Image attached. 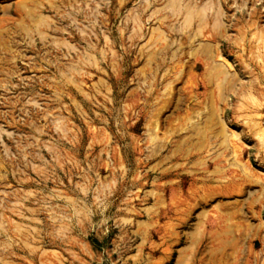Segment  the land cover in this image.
I'll return each mask as SVG.
<instances>
[{
	"label": "rangeland",
	"instance_id": "1",
	"mask_svg": "<svg viewBox=\"0 0 264 264\" xmlns=\"http://www.w3.org/2000/svg\"><path fill=\"white\" fill-rule=\"evenodd\" d=\"M0 264H264V0H0Z\"/></svg>",
	"mask_w": 264,
	"mask_h": 264
},
{
	"label": "bare ground",
	"instance_id": "2",
	"mask_svg": "<svg viewBox=\"0 0 264 264\" xmlns=\"http://www.w3.org/2000/svg\"><path fill=\"white\" fill-rule=\"evenodd\" d=\"M174 1H175V0H174ZM209 1H210V0H209ZM216 1H217V0H216ZM259 1H260V0H259ZM186 2H187V1H186ZM186 2H185V3H186ZM188 2H189V1H188ZM192 2H193V1H192ZM171 3H173V2H171ZM185 3H184V4H185ZM195 3H196V2H195ZM217 4H218V3H217ZM171 5H172V4H171ZM174 5H175V3H174ZM178 5H179V3H178ZM200 5H201V4H200ZM209 5H210V3H209ZM215 5H216V4H215ZM221 5H222V4H221ZM175 6H176V5H175ZM185 6H188V5H185ZM190 6H191V5H190ZM198 6H199V5H198ZM216 6H217V5H216ZM171 7H172V6H171ZM177 7H178V6H177ZM177 7H176V10H177ZM180 7H181V6H180ZM209 7H212V6H209ZM217 7H218V6H217ZM183 8H184V7H183ZM200 8H201V7H200ZM189 9H190V7H189L187 10H189ZM182 10H183V9H182ZM184 10H185V9H184ZM189 11H190V10H189ZM193 11H194V10H193ZM217 11H218V10H217ZM217 11H216V12H217ZM203 12H204V10H203ZM203 12H202V15H203ZM218 12H219V11H218ZM173 13H175V10H174ZM176 13H177V12H176ZM182 13H183V11H182ZM187 13H188V12H187ZM187 13H186V14H187ZM256 13H257V12H256ZM177 14H178V13H177ZM177 14H176V16H177ZM191 14H192V11H191ZM193 14H194V13H193ZM196 14H197V13H196ZM208 14H209V13H208ZM217 15H218V13H217ZM221 15H222V14H221ZM184 16H188V14H187V15H184ZM207 16H208V15H207ZM212 16H213V17L215 16V12H214V15H212ZM218 16H219V15H218ZM193 17H194V16H193ZM201 17H202V16H200V18H201ZM184 19H185V18H184ZM184 19H183V20H184ZM188 19H190V18L187 17L186 20L188 21ZM196 19H197V18H196ZM201 19H202V18H201ZM197 20H198V19H197ZM215 20H216V19H215ZM184 21H185V20H184ZM189 21H190V20H189ZM212 21H213V18H212ZM185 22H186V21H185ZM197 22H198V21H197ZM200 22H201V21H200ZM188 23H189V22H188ZM202 23H203V22H202ZM211 23H212V22H211ZM219 23H221V22L219 21ZM197 24H198V23H197ZM203 25L206 26V24H203ZM203 25H202V26H203ZM213 25H214V24H213ZM216 26H217V25H216ZM200 27H201V26H200Z\"/></svg>",
	"mask_w": 264,
	"mask_h": 264
}]
</instances>
